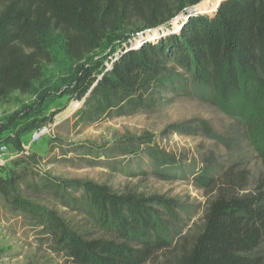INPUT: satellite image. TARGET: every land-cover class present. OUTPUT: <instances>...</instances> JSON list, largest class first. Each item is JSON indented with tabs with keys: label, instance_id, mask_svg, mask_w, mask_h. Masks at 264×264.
<instances>
[{
	"label": "trees",
	"instance_id": "16d2710c",
	"mask_svg": "<svg viewBox=\"0 0 264 264\" xmlns=\"http://www.w3.org/2000/svg\"><path fill=\"white\" fill-rule=\"evenodd\" d=\"M200 1L191 0L190 5ZM135 12L146 23L139 33L173 18L163 17L156 0H0V107H13L16 98L35 96L54 63L45 39L58 35L69 59L80 64L65 90L82 103L71 116L76 127L152 111L191 78L219 94L227 91L250 102L247 125L254 139L264 138V0L223 1L211 16L181 22L178 33L156 42H143L153 34L143 35L140 46L117 48L90 62L88 57ZM156 16L161 19L152 21ZM109 60L108 69L105 62ZM173 101L174 96L169 102ZM46 121V117L34 119L21 133L33 132ZM263 138L258 142L264 143ZM5 143L22 150L18 136L6 138ZM258 153L264 161V146ZM24 181L18 174L0 178V195L12 209L27 213L51 232L58 251L74 264H145L169 248L158 231L167 226L165 218L174 206L163 197L119 195L93 182L45 184L55 195L61 188L65 193L84 191L87 208L74 209L94 215L104 234L90 238L89 233L71 228L54 210L24 197ZM24 187L28 191V185ZM62 199L64 208L75 202ZM203 220L192 247L180 249L178 264H264L255 254L264 242V178L255 194L217 197Z\"/></svg>",
	"mask_w": 264,
	"mask_h": 264
},
{
	"label": "rangeland",
	"instance_id": "374dc122",
	"mask_svg": "<svg viewBox=\"0 0 264 264\" xmlns=\"http://www.w3.org/2000/svg\"><path fill=\"white\" fill-rule=\"evenodd\" d=\"M190 1L156 0L164 18L173 16L170 29L143 42H156L178 33L184 21L211 16L209 13L226 0H201L188 15L184 11L193 7ZM181 7L184 9L179 13ZM138 15L132 13L122 29L108 35L89 61L127 45L137 47L142 34L139 32L146 27ZM160 19L156 16L152 21ZM45 41L54 63L47 68L35 96L16 98L13 107H0V145H6V138L18 136L22 148L9 147L13 155L20 156L0 169V178L22 175L24 197L54 210L71 228L89 233L90 238L104 234L95 224L94 215L74 209L87 208L84 191L65 193L61 188L55 195L45 184L93 182L119 195L163 197L174 206L165 218L167 226L158 231L169 248L157 252L145 264H178L180 249L192 247L203 229L204 214L217 197L256 193L264 178V161L258 153L264 143L258 142L262 136L254 139L247 125L245 115L250 112V102L245 98H236L227 91L219 94L212 86L189 78L186 85L177 86L176 93L152 111L76 127L75 119L66 115L79 102L65 90L80 64L69 59L58 35H48ZM109 63L105 62L108 69ZM172 96L174 101L169 102ZM45 117L47 121L40 128L21 133L27 123ZM35 132L40 137L33 142ZM61 195L76 203L64 208ZM58 248L51 232L43 230L27 213L12 209L0 195V264H74ZM255 254L264 259V242Z\"/></svg>",
	"mask_w": 264,
	"mask_h": 264
},
{
	"label": "built area",
	"instance_id": "2783aa9c",
	"mask_svg": "<svg viewBox=\"0 0 264 264\" xmlns=\"http://www.w3.org/2000/svg\"><path fill=\"white\" fill-rule=\"evenodd\" d=\"M39 137V133L35 132L33 142ZM9 147L11 148V145H0V169L5 168L7 164L11 163L20 156L18 153L13 155V152L9 151Z\"/></svg>",
	"mask_w": 264,
	"mask_h": 264
},
{
	"label": "water",
	"instance_id": "95a60500",
	"mask_svg": "<svg viewBox=\"0 0 264 264\" xmlns=\"http://www.w3.org/2000/svg\"><path fill=\"white\" fill-rule=\"evenodd\" d=\"M194 7H195V6H194ZM194 7L190 8V9H188V10H185L184 13H188V15H190V14H189L190 12L195 11V10H194V9H195ZM170 24H171V22H167V23H165V24H163V25H161V26H158V27H156V28H154V29H151V30H148V31L142 33L141 36H143V35H147V33H151V32L162 33V32L165 31L166 29H169L168 26H170Z\"/></svg>",
	"mask_w": 264,
	"mask_h": 264
},
{
	"label": "bare ground",
	"instance_id": "6f19581e",
	"mask_svg": "<svg viewBox=\"0 0 264 264\" xmlns=\"http://www.w3.org/2000/svg\"><path fill=\"white\" fill-rule=\"evenodd\" d=\"M219 5H220V4H219ZM149 34H156V32L147 33V35H149ZM80 105H81V102L75 104V105L72 107L70 114H69V115H66V117H67V116H73V115L76 113V111H77L78 109H80V107H81ZM66 117H65V118H66Z\"/></svg>",
	"mask_w": 264,
	"mask_h": 264
}]
</instances>
